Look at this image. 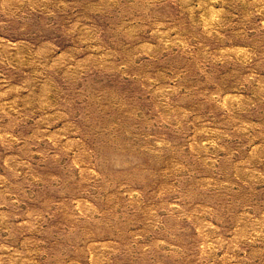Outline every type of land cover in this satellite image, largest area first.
I'll return each instance as SVG.
<instances>
[{
	"label": "rangeland",
	"instance_id": "rangeland-1",
	"mask_svg": "<svg viewBox=\"0 0 264 264\" xmlns=\"http://www.w3.org/2000/svg\"><path fill=\"white\" fill-rule=\"evenodd\" d=\"M0 264H264V0H0Z\"/></svg>",
	"mask_w": 264,
	"mask_h": 264
}]
</instances>
